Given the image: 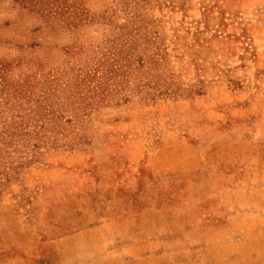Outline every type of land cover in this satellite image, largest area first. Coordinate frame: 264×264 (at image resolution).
<instances>
[{
    "label": "rangeland",
    "instance_id": "374dc122",
    "mask_svg": "<svg viewBox=\"0 0 264 264\" xmlns=\"http://www.w3.org/2000/svg\"><path fill=\"white\" fill-rule=\"evenodd\" d=\"M124 40L134 63L85 120L72 110L36 122V107L14 97L38 103L46 74ZM1 66L0 131L17 121L23 133L0 142V264H228L231 252L203 242L227 218L203 222L199 201L218 202L228 175L264 163V0H0ZM242 149L255 154L223 161ZM197 153L198 171L157 174ZM147 193L175 206L187 195L183 220L138 214ZM92 227L96 259L67 245L58 255L55 241Z\"/></svg>",
    "mask_w": 264,
    "mask_h": 264
},
{
    "label": "crops",
    "instance_id": "0c3cea01",
    "mask_svg": "<svg viewBox=\"0 0 264 264\" xmlns=\"http://www.w3.org/2000/svg\"><path fill=\"white\" fill-rule=\"evenodd\" d=\"M245 144L230 145L226 148V152L232 151L233 148H241ZM254 151L252 149H242L236 153H228L223 157V161L236 159L245 161L254 156ZM199 162L200 159L197 153V156L195 154V156L191 155L184 159L182 167L158 172L157 174H163L164 177L171 179L174 175L182 172V174H185L193 170L198 171L200 169ZM236 170L238 181L234 180L235 176L228 175L227 196H221L218 202H215L218 200L216 195L205 199L199 198L203 200L199 201L202 204L203 222L214 220L220 216H226L227 218L226 225L204 234L205 251L215 253L217 250L225 249L231 252L232 255L228 256V264H264V243H262L264 240L259 238L264 235V163L260 162L259 165L255 166L244 164ZM252 175L258 176L260 181L252 180ZM149 186L150 182L145 184V187ZM254 187L258 192L257 195L252 196L251 192ZM240 188L244 189L243 194L240 191L236 193ZM185 193L188 195L187 191ZM187 195L177 204L178 206H175L176 204L171 200L167 202L163 200V205H161V201H157L153 195L147 193L142 197L139 194L137 198L138 214L151 215L162 212L166 220V227L170 228L174 222L183 220L185 204L189 203ZM207 199L209 200L206 201ZM100 232L101 228H88L79 234L55 241L54 248L58 255L64 252L65 245L68 246L69 252L70 250L75 252L79 248L88 249L89 254L86 260H94L97 258V254L104 251ZM212 261L213 264H216L214 260Z\"/></svg>",
    "mask_w": 264,
    "mask_h": 264
},
{
    "label": "trees",
    "instance_id": "16d2710c",
    "mask_svg": "<svg viewBox=\"0 0 264 264\" xmlns=\"http://www.w3.org/2000/svg\"><path fill=\"white\" fill-rule=\"evenodd\" d=\"M74 17L76 16L73 15L67 19L74 22ZM133 43V41L124 40L121 47H115L114 51H107L108 53L102 54L100 58L93 57L87 61H76L71 67L68 66V61L59 74H46V77L38 85L42 93L38 103L34 104L33 97L26 96L22 89H15L14 97L18 99L23 93L24 103L29 107H36L33 110V118L36 122L40 121L43 114L47 113V116L50 114L51 117H54L55 112L61 114L72 110L76 111L74 114L76 119L85 120L93 109H97L93 107L94 102H100L102 99L101 91L109 83L113 73L124 74L125 70L134 63ZM5 71V67L1 66L0 73L4 74ZM36 104L38 105L36 106ZM53 105L57 106V110L51 109ZM49 107L50 109H48ZM21 124V122L13 121L11 124L6 123L1 127L0 142L3 146L7 147L12 142L14 135L23 133ZM12 125L14 129L10 132L9 129Z\"/></svg>",
    "mask_w": 264,
    "mask_h": 264
}]
</instances>
